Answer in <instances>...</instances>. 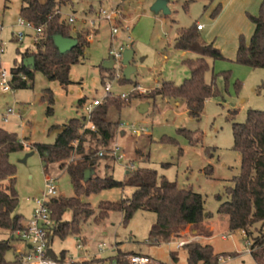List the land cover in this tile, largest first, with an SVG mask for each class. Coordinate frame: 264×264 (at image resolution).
<instances>
[{
  "label": "rangeland",
  "instance_id": "374dc122",
  "mask_svg": "<svg viewBox=\"0 0 264 264\" xmlns=\"http://www.w3.org/2000/svg\"><path fill=\"white\" fill-rule=\"evenodd\" d=\"M219 1L223 5L222 12L216 20H211L204 10L206 0H194L188 9L184 6L186 0H68L62 8V18L68 22L70 16H75V22H68L71 29L84 32L89 40L85 58L71 68V83L64 86L37 71L31 87L14 89L11 86L12 90L5 92L0 86V127L16 132L25 142L23 149L10 153V161L17 168L19 196L14 215L31 219L36 202L45 190L46 176L55 179L59 196H75L68 171L60 169L56 163L45 162L34 145L54 144L66 123L85 116L81 99L90 102L105 96L107 80L113 82L114 96L126 91L132 93L129 101L124 99L130 103L120 112L115 108L110 110L111 119L120 121V125L110 146L100 150H109L118 143L125 158L114 163L102 159L94 175L113 173L116 179L123 180L129 169L151 167L181 187L201 193L206 213H211L200 224L184 227L181 236H173L172 241L163 238L156 241L150 235L157 220L156 213L139 210L125 223L123 213L113 210L100 223H95L93 218L83 223L80 234L64 240L55 238L53 249L57 253L65 250L67 258L83 261L85 258L112 257L120 250L149 255L164 264H187V250L178 247L177 243L183 240L186 244L213 245L215 253L224 254L219 264H257L244 233L230 230L229 216L218 212L221 204L218 195L227 199L225 188L232 185V178L240 172L241 155L233 148L234 122H244L250 109L264 110V68L236 62L240 37L250 41L255 25L249 16L259 14L262 0ZM20 7L21 0H0V72L4 69L10 72L22 61L25 51L35 50L33 30L24 29L23 41L16 37L20 30L16 27ZM115 8L119 13L113 24L100 16L102 9ZM196 21L205 26L200 31V41L203 44L214 41L225 57L208 58L211 69L206 80L211 82L215 74L220 93L206 101L200 119L188 114L183 101L161 96L154 101L143 97L151 94L163 81L180 85L191 76L184 60L196 58L198 54H185L176 49L175 40L179 27L190 26ZM112 25L120 29L114 39ZM57 43L61 50H66L75 39L57 37ZM112 43L116 48L123 47L118 69L117 62L110 58ZM101 64L111 68L108 74L112 77L104 82L100 75ZM49 93L54 99L52 113L48 112L50 104L45 98ZM9 107L14 109V114L5 122ZM134 129L140 134H135ZM180 129L197 131V134L191 142ZM163 137L176 142H161ZM72 158L69 163L76 162L81 156L74 154ZM209 166L213 167L212 171L208 170ZM133 190L132 187H116L82 198L98 211L102 202H119L130 197ZM65 218L70 219L71 214L68 212ZM205 234L209 238H197ZM223 235L229 236L224 239ZM15 237L10 230L0 229V239L9 238L13 246H22ZM100 244L104 246L103 251H99ZM172 253L177 260L173 259ZM228 253L230 255H225ZM14 254L13 247L6 255L7 260H13Z\"/></svg>",
  "mask_w": 264,
  "mask_h": 264
},
{
  "label": "trees",
  "instance_id": "16d2710c",
  "mask_svg": "<svg viewBox=\"0 0 264 264\" xmlns=\"http://www.w3.org/2000/svg\"><path fill=\"white\" fill-rule=\"evenodd\" d=\"M192 1L194 0H186L185 9H188ZM206 1L208 3L204 10L215 0ZM67 2L68 0H21L20 16L33 26L43 29L34 42L35 50L25 51L22 61L11 69L10 83L14 89L33 86L37 71L58 80L64 86L71 83V68L85 58L89 40L84 32L73 31L69 23L62 18V8ZM221 9L222 6L218 4L212 11L211 18L215 19ZM249 17L255 25V30L248 42L244 36L240 37L236 62L252 68H264V0L259 14ZM198 24L196 21L190 26L179 28L175 40L176 49L198 54L196 58L185 60L191 70V76L180 85L169 80L163 81L151 94L143 96L154 101L158 96L183 101L188 114L196 119L201 118L206 101L220 93L215 74L211 82L206 80V75L211 69L208 58H225L214 43L203 44L200 41ZM57 37L74 38L75 43L70 48L61 50ZM99 69L102 82L112 77V74H108L111 72L110 67L101 64ZM45 98H48L50 104L48 112L52 113L53 96L49 93ZM80 103L84 104L85 99H81ZM129 103L120 96L110 95L93 114L92 121L97 128L95 131L83 130L85 116L73 118L64 125L54 144L34 145L45 162L56 163L60 169L68 171L75 191V196H59L52 198L49 203L54 221L47 234L49 257L65 260V250L57 253L53 249L54 239L64 240L70 235L80 234L83 223L91 218L95 223H100L113 210L123 213L125 223L139 210L156 213L157 220L150 234L156 241L160 238L172 241L173 236H179V231L187 225H198L211 216V213H206L205 199L201 193L181 187L165 175H160L154 168L129 169L123 180L116 179L113 173L105 176L94 175V170L102 159L116 162L111 155L99 156L97 153L101 147L110 146L120 125V121L111 119L110 110L115 108L120 112ZM179 131L191 142L197 134V131L187 129ZM233 133V148L241 155L240 172L232 178V185L225 188L227 199L223 200L222 196L218 195L221 201L218 212L229 216L230 230L244 232L250 242L253 259L257 264H264V110L250 109L244 122H234ZM161 142L176 141L163 137ZM24 147L25 142L16 132L0 128V229L10 230L14 235L18 229L23 228L24 218L22 215H14L19 196L16 188L17 168L10 161V153ZM74 154L81 156V159L69 163ZM107 167L110 168V164H107ZM208 168L209 171L213 170L212 166ZM116 187H132L134 190L130 197L119 202H102L98 211L82 198ZM68 212L71 214L70 219L65 218ZM11 241L9 238L0 239V264L10 263L6 255L13 248ZM183 247L188 253L187 264H219L220 257L224 255L215 253L213 245L209 243L188 242ZM129 254L132 253L118 250L115 256L94 258L86 263L98 264L107 259H116L121 264H127L126 257ZM172 256L177 260L174 253Z\"/></svg>",
  "mask_w": 264,
  "mask_h": 264
},
{
  "label": "built area",
  "instance_id": "2783aa9c",
  "mask_svg": "<svg viewBox=\"0 0 264 264\" xmlns=\"http://www.w3.org/2000/svg\"><path fill=\"white\" fill-rule=\"evenodd\" d=\"M118 10L112 9L110 11L102 9L100 16L104 18L110 24L115 22L116 17L118 16ZM75 16H70L68 18L69 23L75 22ZM2 25H0V28ZM16 27L20 28V30L16 33V37L19 41H23L24 37L26 36L24 29H31L34 31V39H37V36L41 34L43 27H35L31 24V22L27 21L25 18L21 17L16 22ZM204 27L203 24H198V28L202 29ZM129 29V28H128ZM119 27H115L112 25V37L113 39L116 37L117 33L119 32ZM123 47L116 48L114 43L110 46V58L113 61L117 62L116 69L120 67V62H122V53ZM11 78L12 73L11 71L2 70L0 73V86L3 91L10 92L12 90L11 87ZM105 96L103 98H94L90 102L84 103V110H85V123L83 126V130H92L95 131L96 125L92 121L93 114L95 109L101 105L105 99L115 94L113 93V82L111 80H107L105 82ZM131 91L122 92L121 94L117 95L120 96L122 99L128 100L129 96L131 95ZM14 114V109L9 107L6 116L4 118L5 121L8 120L9 115ZM135 134H140L136 129L133 130ZM97 155L104 156V155H111L115 158L116 161H120L125 158V153L123 148L120 144L115 143L109 150H99ZM73 159V158H72ZM55 179L46 176V184L45 190L43 191L42 198L38 199L36 202V206L33 211V215L31 219L28 221L27 224H24L23 228L18 229L15 232V235L26 244L28 247L27 251L19 253L16 262L13 264H87L89 260H74L71 258H66L65 260H59L51 258L47 255V243H48V230L54 225V221L52 218V209L50 208V201L52 198L59 197L58 188L55 183ZM244 233V232H243ZM229 235H223L224 239H227ZM178 243V247H182L186 244L185 241L181 240ZM250 245V242L248 241ZM79 247L81 245L79 244ZM104 246L102 244L99 245V251H103ZM224 259L223 256L220 257V260ZM127 264H164L158 262L154 258L149 255L145 254H138L132 253L126 257ZM98 264H121L116 259H107L103 262Z\"/></svg>",
  "mask_w": 264,
  "mask_h": 264
},
{
  "label": "crops",
  "instance_id": "0c3cea01",
  "mask_svg": "<svg viewBox=\"0 0 264 264\" xmlns=\"http://www.w3.org/2000/svg\"><path fill=\"white\" fill-rule=\"evenodd\" d=\"M143 1V0H142ZM263 1V0H262ZM218 4H220L221 6H222V9H223V5H222V3H221V1H219V0H215L211 5H209V7L207 8V10H206V12H208L209 13V15H210V19L211 20H216L218 17H219V15L221 14V12H222V9H221V11H220V13H219V15L215 18V19H213V18H211V13H212V11L216 8V6L218 5ZM199 24H202V23H199ZM204 25V24H203ZM179 28H181V27H179ZM179 28H178V30H179ZM205 29V26L202 28V29H200V31H202V30H204ZM177 34H178V32H177ZM211 43H214V45H215V42L213 41V42H211ZM124 44H126V43H124ZM188 52H191V51H184V53L186 54V53H188ZM192 59V58H191ZM186 60V59H185ZM184 60V61H185ZM1 73V72H0ZM157 88V87H156ZM178 104H180V103H178ZM141 107H144V105H141ZM5 116H6V114H5ZM5 118V117H4ZM9 118V117H8ZM5 122H8V120L7 121H5ZM0 128H4L5 129V127H0ZM6 130H8V129H6ZM28 221L29 220H24L23 221V223L24 224H27L28 223ZM206 226H208L207 224H205ZM192 226H195V225H192V224H190V225H188L187 227H192ZM209 227V226H208ZM211 228V227H210ZM242 233H243V231L242 230H240ZM181 233H182V229L179 231V236H181ZM245 235V234H244ZM201 236H204L205 238H209V235L208 234H205V235H198V237L197 238H199V237H201ZM175 237V236H174ZM18 241H20L21 243H22V246H13L14 247V251H15V254H14V258H13V260H8L10 263L9 264H13L15 261H16V259H17V257H18V255H19V253H21V252H24V251H27L28 250V247L26 246V244L24 243V242H22L21 240H18ZM85 243V242H84ZM183 247V246H182ZM67 252V251H66ZM251 254V253H250ZM252 256V255H251ZM68 257V256H67ZM94 258H98V257H94ZM90 259H92V258H90ZM83 260H89V259H87V258H85V259H83Z\"/></svg>",
  "mask_w": 264,
  "mask_h": 264
}]
</instances>
